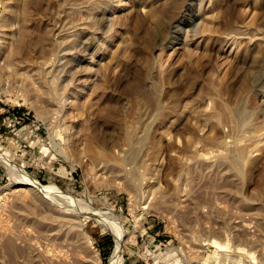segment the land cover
<instances>
[{"label":"rangeland","instance_id":"1","mask_svg":"<svg viewBox=\"0 0 264 264\" xmlns=\"http://www.w3.org/2000/svg\"><path fill=\"white\" fill-rule=\"evenodd\" d=\"M0 39V264H108L116 222L121 264H264V0H0Z\"/></svg>","mask_w":264,"mask_h":264},{"label":"bare ground","instance_id":"2","mask_svg":"<svg viewBox=\"0 0 264 264\" xmlns=\"http://www.w3.org/2000/svg\"><path fill=\"white\" fill-rule=\"evenodd\" d=\"M14 3V2H13ZM9 4V3H8ZM156 8V7H155ZM88 11V10H87ZM230 12V11H229ZM230 14V13H229ZM229 16V15H228ZM90 18V17H89ZM92 18V17H91ZM214 18V17H213ZM212 18V19H213ZM207 19V18H206ZM209 19V18H208ZM79 21V20H78ZM164 21V20H163ZM212 22V21H211ZM160 25V24H159ZM177 26V25H176ZM154 28V27H153ZM168 29V28H167ZM206 29V28H205ZM156 31V30H155ZM210 31V30H209ZM178 33V32H177ZM210 33H212V32H210ZM154 34V33H153ZM7 36V35H6ZM202 36V35H201ZM4 38H6V37H4ZM1 40V39H0ZM259 40V39H258ZM192 41V40H191ZM252 41V40H251ZM6 42V41H5ZM21 42H23V41H21ZM83 42V41H82ZM263 42H264V40H263ZM262 42V43H263ZM91 43V42H90ZM259 44V43H258ZM260 45V44H259ZM262 45V44H261ZM2 47H3V45H2ZM5 47V46H4ZM99 47V46H98ZM160 47V46H159ZM1 52V51H0ZM112 54V53H111ZM171 55V54H170ZM11 61L12 60H9V63H11ZM101 66V65H100ZM93 76V75H92ZM89 79V78H88ZM78 92V91H77ZM83 92V91H82ZM220 108V107H219ZM223 112V111H222ZM222 112H220V113H222ZM228 112V111H227ZM233 113V112H232ZM213 114V113H212ZM215 114H216V112H215ZM234 114H235V112H234ZM222 115V114H221ZM213 116V115H212ZM231 116V115H230ZM231 119V118H230ZM255 129H253L252 130V133H253V131H254ZM256 130H258L257 128H256ZM248 133H249V131H247ZM246 132V133H247ZM255 132V131H254ZM247 133V134H248ZM131 134V133H130ZM246 134V135H247ZM242 135H244V134H242ZM252 135V134H251ZM240 137V136H239ZM129 138L130 137H128L127 138V142H129ZM238 138V137H237ZM88 140V139H87ZM248 141V140H247ZM85 142H87L88 143V141H86L85 140ZM238 142H241V141H238ZM238 142L236 143V144H238ZM243 143V142H242ZM91 144V143H90ZM250 144V143H249ZM253 144V143H252ZM89 144H87L86 146H87V148L89 147L88 146ZM91 146H92V144H91ZM248 146V145H247ZM246 146V147H247ZM225 147V146H224ZM245 145H237V147H235L232 151H231V148H232V146H231V148L229 147V156H228V159L230 160V162H231V164H233L234 166H236L237 164H239L242 160H244V159H246V157H248V156H246V152L245 151H247V150H249V146L247 147L248 149L247 150H245ZM252 147V146H251ZM250 147V148H251ZM90 148V147H89ZM91 148H93V146L91 147ZM90 148V149H91ZM258 148V147H257ZM89 149V150H90ZM93 151H94V149H93ZM92 151V152H93ZM91 152V151H90ZM91 152V153H92ZM134 152V151H133ZM255 152V151H254ZM99 153V152H98ZM92 154H94V153H92ZM131 154H133L132 152H131ZM130 154V155H131ZM2 153H1V157H2ZM96 155H97V152H96ZM247 155H249L250 156V153L248 154L247 153ZM95 156V155H94ZM0 157V158H1ZM133 157H134V155H133ZM128 158V157H127ZM4 159V158H3ZM248 159V158H247ZM2 160V159H1ZM245 161V160H244ZM249 161V160H248ZM248 161H246V162H248ZM174 164H175V162H174ZM8 169H9V172H10V177H12V183H17V184H19L20 186H23V187H25L26 189L27 188H30L31 190H34V191H37L39 194H43V195H45V196H48V195H51V194H59V195H61L60 197H64V195H62L61 193H60V190L58 189V188H56V187H54V186H52V185H42V184H40V183H38L36 180H34V179H32L31 177H29L28 175H26L25 174V172L23 171V170H21L20 168H16V167H14V166H12L11 164H10V166L8 167ZM239 169V168H238ZM131 185V184H130ZM147 190H148V188H147ZM146 190V191H147ZM26 191V190H25ZM66 197H68V196H66ZM69 199H70V201L71 202H73L74 203V205L75 204H77L78 203V201H76L73 197H71V196H69L68 197ZM66 199V198H65ZM143 199H146V198H144L143 197ZM69 201V202H70ZM71 205V204H70ZM75 207V206H74ZM82 208V207H81ZM80 208V209H81ZM83 208H85L86 209V207H83ZM83 208H82V210H83ZM76 210V209H75ZM76 211H79L78 210V208H77V210ZM80 212V211H79ZM78 212V213H79ZM83 212V211H82ZM84 212H86V211H84ZM81 213V212H80ZM88 215H89V218H91V217H93V218H95V219H97L98 220V222H99V220H101V217H100V215H98L93 209H90V207H89V209L87 208V212H86ZM85 213V214H86ZM84 214V215H85ZM99 214H100V212H99ZM103 215V214H102ZM91 216V217H90ZM67 218V217H66ZM92 218V219H93ZM94 220V219H93ZM105 220V219H104ZM108 220V219H107ZM63 221H66V219H63ZM102 221L103 220H101L100 222L102 223ZM112 222V221H111ZM114 222V221H113ZM103 223H105V222H103ZM110 223V222H109ZM108 223V224H109ZM117 223V222H116ZM116 223L115 224H113L112 223V225L111 224H109L110 225V228H112L111 230L113 231V235H114V239H115V246H114V251L111 253V255H110V258H109V263L108 264H121V260H122V258H121V245H122V242H123V238H124V234H123V232H122V230L119 228V226L118 225H116ZM107 224V223H106ZM118 224V223H117ZM108 225V226H109ZM213 244H216V246L217 247H221L219 244H217L215 241H213L212 242Z\"/></svg>","mask_w":264,"mask_h":264}]
</instances>
